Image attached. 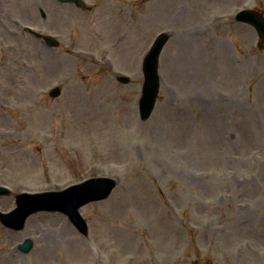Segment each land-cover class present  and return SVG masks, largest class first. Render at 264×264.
I'll return each mask as SVG.
<instances>
[{
  "label": "rangeland",
  "instance_id": "rangeland-1",
  "mask_svg": "<svg viewBox=\"0 0 264 264\" xmlns=\"http://www.w3.org/2000/svg\"><path fill=\"white\" fill-rule=\"evenodd\" d=\"M83 1L0 0V183H117L80 208L87 236L59 212L0 224V264H264V40L233 18L264 0ZM161 31L159 92L141 119V58ZM13 204L0 196V210ZM26 236L31 250L11 248Z\"/></svg>",
  "mask_w": 264,
  "mask_h": 264
},
{
  "label": "water",
  "instance_id": "water-1",
  "mask_svg": "<svg viewBox=\"0 0 264 264\" xmlns=\"http://www.w3.org/2000/svg\"><path fill=\"white\" fill-rule=\"evenodd\" d=\"M68 1H73L78 6L82 5L78 0ZM239 18L252 23L260 37H264V19L260 15L250 10L243 11ZM165 39L166 35L157 37L143 63L144 81L142 85V94L139 100V113L142 119L147 117L154 104L158 89V76L156 73L157 54ZM119 79L122 81L128 80L126 77H119ZM114 183L115 181L110 178L92 177L60 191L37 193L28 195V197L25 198L23 196L22 199L27 206L34 204L30 206L33 208H26V213L34 208L60 209L65 211L75 225L84 232L85 223L82 218L78 216L76 208L87 200L99 199L106 196ZM0 191H2V189H0ZM24 249L27 248L24 247Z\"/></svg>",
  "mask_w": 264,
  "mask_h": 264
}]
</instances>
